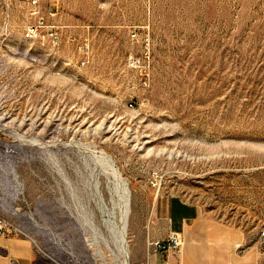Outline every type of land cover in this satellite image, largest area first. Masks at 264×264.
<instances>
[{
  "label": "rangeland",
  "instance_id": "374dc122",
  "mask_svg": "<svg viewBox=\"0 0 264 264\" xmlns=\"http://www.w3.org/2000/svg\"><path fill=\"white\" fill-rule=\"evenodd\" d=\"M38 4L58 48L25 37L29 0H0V215L28 246L0 264H124L123 219L130 249L166 196L264 264V0Z\"/></svg>",
  "mask_w": 264,
  "mask_h": 264
},
{
  "label": "crops",
  "instance_id": "0c3cea01",
  "mask_svg": "<svg viewBox=\"0 0 264 264\" xmlns=\"http://www.w3.org/2000/svg\"><path fill=\"white\" fill-rule=\"evenodd\" d=\"M172 232L181 235L179 251H155L150 245ZM243 242L230 226L205 215L197 204L166 196L153 209L144 232L131 243L129 264H238L237 251ZM19 246L25 247L23 252ZM0 247L9 249L13 256H28V246L17 239L0 238Z\"/></svg>",
  "mask_w": 264,
  "mask_h": 264
},
{
  "label": "built area",
  "instance_id": "2783aa9c",
  "mask_svg": "<svg viewBox=\"0 0 264 264\" xmlns=\"http://www.w3.org/2000/svg\"><path fill=\"white\" fill-rule=\"evenodd\" d=\"M32 8V14L35 20L28 25L25 30V37L38 42L49 44L52 49L58 48L62 44L61 26L56 23V13L52 10L45 14L39 9L38 0H29ZM26 235L21 229L12 224L9 220L0 215V238L9 236ZM257 243L259 250L264 256V228H259L257 232ZM150 245L155 251H172L180 250L182 246V238L179 233L172 232L167 238L162 240H154Z\"/></svg>",
  "mask_w": 264,
  "mask_h": 264
},
{
  "label": "bare ground",
  "instance_id": "6f19581e",
  "mask_svg": "<svg viewBox=\"0 0 264 264\" xmlns=\"http://www.w3.org/2000/svg\"><path fill=\"white\" fill-rule=\"evenodd\" d=\"M128 204H129V202H128ZM127 212H128V208L126 209V213ZM126 221H127V219L125 220V218H124L122 231H121V244L120 245H121V251L123 252V255H124L123 263L129 264L130 249H129V245H128L127 240H126L127 226H128V223ZM261 228H264V225Z\"/></svg>",
  "mask_w": 264,
  "mask_h": 264
}]
</instances>
